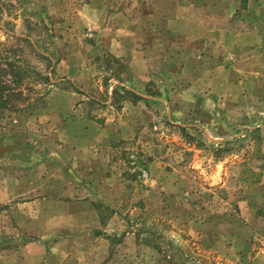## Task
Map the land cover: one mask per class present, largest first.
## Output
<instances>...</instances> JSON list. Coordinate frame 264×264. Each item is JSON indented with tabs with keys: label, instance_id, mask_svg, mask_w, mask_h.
<instances>
[{
	"label": "rangeland",
	"instance_id": "rangeland-1",
	"mask_svg": "<svg viewBox=\"0 0 264 264\" xmlns=\"http://www.w3.org/2000/svg\"><path fill=\"white\" fill-rule=\"evenodd\" d=\"M0 96V264L89 202L143 264H264V0H0Z\"/></svg>",
	"mask_w": 264,
	"mask_h": 264
},
{
	"label": "crops",
	"instance_id": "crops-1",
	"mask_svg": "<svg viewBox=\"0 0 264 264\" xmlns=\"http://www.w3.org/2000/svg\"><path fill=\"white\" fill-rule=\"evenodd\" d=\"M5 169L8 170L6 167ZM78 191L80 190L76 192ZM26 204L24 203L23 207ZM88 205L87 210L77 206L74 217L68 221L70 232L54 238L51 233L40 232L34 236L32 242L22 243L18 249L7 250V259L2 263L130 264L133 261V264H143L140 258L143 245L138 242L136 235L112 229L111 224L116 217H104L98 205H91V202ZM30 225L20 224L22 234L13 232L8 234L7 238L14 237L15 240L28 238L25 233H29L27 230H30Z\"/></svg>",
	"mask_w": 264,
	"mask_h": 264
},
{
	"label": "trees",
	"instance_id": "trees-1",
	"mask_svg": "<svg viewBox=\"0 0 264 264\" xmlns=\"http://www.w3.org/2000/svg\"><path fill=\"white\" fill-rule=\"evenodd\" d=\"M10 66L12 65V64H9ZM4 104V99L2 98V96H0V105H3Z\"/></svg>",
	"mask_w": 264,
	"mask_h": 264
}]
</instances>
